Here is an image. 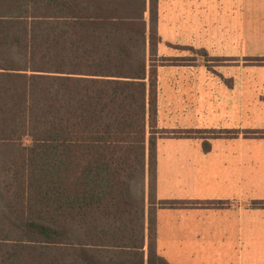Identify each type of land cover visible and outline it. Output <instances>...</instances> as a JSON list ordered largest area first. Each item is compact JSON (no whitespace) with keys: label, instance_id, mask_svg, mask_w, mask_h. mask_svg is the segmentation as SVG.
<instances>
[{"label":"trees","instance_id":"trees-1","mask_svg":"<svg viewBox=\"0 0 264 264\" xmlns=\"http://www.w3.org/2000/svg\"><path fill=\"white\" fill-rule=\"evenodd\" d=\"M157 42V0H0V264L86 244L89 198L147 200V263L168 264L154 205L183 202L156 199Z\"/></svg>","mask_w":264,"mask_h":264},{"label":"crops","instance_id":"crops-1","mask_svg":"<svg viewBox=\"0 0 264 264\" xmlns=\"http://www.w3.org/2000/svg\"><path fill=\"white\" fill-rule=\"evenodd\" d=\"M241 7L157 0L156 199L183 202L154 205L156 253L168 264H264V56L253 61ZM87 202L86 244L50 249L41 263L148 264L147 200L130 211Z\"/></svg>","mask_w":264,"mask_h":264},{"label":"rangeland","instance_id":"rangeland-1","mask_svg":"<svg viewBox=\"0 0 264 264\" xmlns=\"http://www.w3.org/2000/svg\"><path fill=\"white\" fill-rule=\"evenodd\" d=\"M241 12L239 19L243 32L247 34L250 54H255L253 58L264 56V1L263 0H240ZM260 56V57H261ZM164 134V132H161ZM167 134V132H166Z\"/></svg>","mask_w":264,"mask_h":264}]
</instances>
